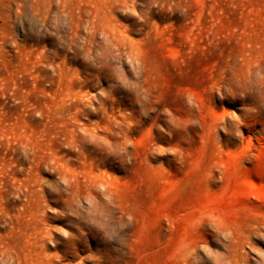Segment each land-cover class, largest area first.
Instances as JSON below:
<instances>
[{"label":"rangeland","instance_id":"374dc122","mask_svg":"<svg viewBox=\"0 0 264 264\" xmlns=\"http://www.w3.org/2000/svg\"><path fill=\"white\" fill-rule=\"evenodd\" d=\"M0 264H264V0H0Z\"/></svg>","mask_w":264,"mask_h":264}]
</instances>
